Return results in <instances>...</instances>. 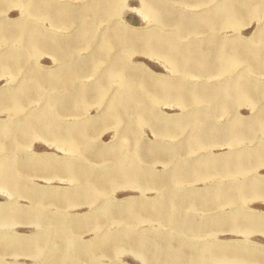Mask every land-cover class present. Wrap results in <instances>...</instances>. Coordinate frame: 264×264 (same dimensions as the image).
I'll return each mask as SVG.
<instances>
[{
	"label": "rangeland",
	"instance_id": "374dc122",
	"mask_svg": "<svg viewBox=\"0 0 264 264\" xmlns=\"http://www.w3.org/2000/svg\"><path fill=\"white\" fill-rule=\"evenodd\" d=\"M102 1L35 0L32 5L40 8L32 13L11 0H0V31H6L5 38L0 34V131L10 128L0 133L8 136H0V264H189L187 260L193 264L196 254L195 262L203 256L207 264H264V230L253 229L247 221L264 220V71L253 72L249 62L227 70L225 62L216 57L219 47L226 50L233 44L243 48L259 43V36H264V15L251 16L242 10L237 26L224 27L218 33L205 26L198 37L193 34L191 38L180 22L206 16L217 18L218 9L229 0H166L161 6L160 22L147 16L141 0H120L118 14L98 20L91 9ZM94 19L97 38L80 45L81 31ZM205 24L204 20L202 25ZM115 34L140 38L178 34L179 44L186 43L184 48L200 49L208 60L203 70H208L196 73L194 62L188 61V71L182 67L175 71V66L145 45L131 51L120 45H100L103 38ZM260 64L264 65V61ZM116 68L127 71L129 82L126 76L117 77ZM233 69L242 72L235 77ZM243 82L252 88V99L234 92L206 98L196 106L191 97L195 91L217 93L224 84ZM163 85L176 88L167 95L162 92L158 101H151L150 89L160 92ZM189 89L192 91L185 93ZM12 96L20 100L16 112L12 110L14 102H9ZM119 99L121 103L125 101V109L117 107ZM136 100L150 101L153 123L134 112ZM196 117L201 119V127L191 123L180 127L179 121L185 118V123L186 118ZM157 124L161 129H155ZM198 128H205L201 143L193 137ZM56 134H70L72 139L65 141ZM134 165L142 169L133 172ZM123 166L125 173L119 172ZM4 167L10 170L9 175L1 173ZM9 182L15 183L14 187ZM96 183L106 186L99 188ZM240 186H246L243 197L238 195ZM169 197L178 203L174 206ZM152 206L175 209L157 213L148 210ZM171 211L176 217L169 221L147 218L156 214L170 216ZM155 240L160 244L156 245ZM216 250L219 258L210 262ZM252 252L257 258L251 257ZM138 253L148 254L143 258Z\"/></svg>",
	"mask_w": 264,
	"mask_h": 264
},
{
	"label": "bare ground",
	"instance_id": "6f19581e",
	"mask_svg": "<svg viewBox=\"0 0 264 264\" xmlns=\"http://www.w3.org/2000/svg\"><path fill=\"white\" fill-rule=\"evenodd\" d=\"M13 3H16V4H19V5H22L24 8H25V10L27 11V12H34V11H36V10H38L40 7H39V5H38V7H36V6H34V5H32V1H35V0H11ZM44 1H46V0H44ZM87 1V0H86ZM94 1H97V0H94ZM100 1V0H99ZM102 1V0H101ZM192 1H195V0H192ZM197 1V0H196ZM200 2H205L206 0H199ZM210 1V0H209ZM63 2V1H62ZM65 2V1H64ZM141 2H142V5H143V7L145 8H143L144 9V11L146 10V14H147V16H152V17H155V19L158 21V22H160L161 20H162V12H161V6H163V4L164 3H166V0H141ZM41 3V2H40ZM96 4H97V2H95ZM119 3H120V0H103L100 4H98L97 6L95 5L94 7H93V9H91V13L93 14V17L94 18H97L98 20H99V18H101L102 16H107V17H109V16H112V15H114V13H117L116 11H117V9H119ZM219 3V2H218ZM47 4V3H46ZM56 4V3H55ZM94 4V3H93ZM206 4V3H205ZM86 5V4H85ZM85 5H83V6H85ZM141 5V6H142ZM189 5V4H188ZM40 6H42L41 4H40ZM50 6V5H49ZM53 6V5H52ZM57 6V5H56ZM168 6H169V4H168ZM203 6V5H202ZM212 6V5H211ZM214 6V5H213ZM212 6V7H213ZM64 7V6H63ZM75 7H78V6H75ZM91 8V7H90ZM50 9V8H49ZM211 8H209V10H210ZM23 10V9H22ZM42 10H43V8H42ZM47 10V9H46ZM52 10V9H51ZM57 10V9H56ZM55 10V11H56ZM70 10V9H69ZM71 10H73V9H71ZM179 10V9H178ZM180 10H182V9H180ZM242 10L244 11V12H248L251 16L252 15H262V17H263V15H264V0H229L224 6L222 5L221 6V8L220 9H218V15L216 16L217 18H215V16H210L209 18L206 16V17H203V18H201L200 20H195V21H192V20H188V19H186V20H182V22H180V24H179V26H181V28H182V30L184 31V33H186L188 36H190L191 37V35H195L196 37H198V33L199 32H201L200 30L202 29V28H204L205 26L206 27H208V28H210L212 31H221L224 27H235V26H237V24H239L238 22H237V20H238V18L240 17L239 15L240 14H242ZM2 11V10H1ZM24 11V10H23ZM58 11V10H57ZM88 11V10H87ZM184 11V10H183ZM207 11V9H205V10H203V12H206ZM187 12H189V11H187ZM42 13H44V10H43V12ZM53 13H54V11H53ZM73 13H74V11H73ZM78 13V12H77ZM88 13V12H87ZM186 13V12H185ZM192 13V12H191ZM202 13V12H201ZM76 14V13H75ZM79 14V13H78ZM118 14V13H117ZM144 14V13H143ZM83 15V14H82ZM221 15H223V17L221 16ZM76 16H77V14H76ZM116 16V15H115ZM187 16H190V15H187ZM191 16H194V15H191ZM196 16H197V14H196ZM199 16H201V15H199ZM64 17V16H63ZM71 18H72V16H70ZM87 17V16H86ZM89 17V16H88ZM65 18V17H64ZM113 18V17H112ZM53 19V18H52ZM75 19H77V18H75ZM110 19V18H109ZM108 19V20H109ZM206 19H209L208 21L206 20ZM54 20V19H53ZM68 20V19H67ZM73 20V19H72ZM111 20V19H110ZM205 20V25H202V22ZM64 21V20H63ZM74 21V20H73ZM89 21V20H88ZM102 21V20H101ZM105 21V20H104ZM53 22V21H52ZM56 22V21H55ZM156 22V21H155ZM26 23V22H25ZM29 23V22H28ZM37 23V22H36ZM59 23V22H58ZM64 23V22H63ZM105 23V22H104ZM38 24V23H37ZM96 24H97V21L94 19V20H92L91 22H89V24L87 25V28L85 29V30H82L81 32L82 33H80V36H79V39L81 38V41H79V44L80 45H85L86 43H88L89 42V44H90V41H92V40H94V39H96L97 37H96V35L97 34H95V30H96ZM115 24V23H114ZM162 24V23H161ZM32 25V24H31ZM67 25H69V24H67ZM163 25V24H162ZM2 26V25H1ZM4 26V25H3ZM2 26V27H3ZM36 26V25H35ZM83 26H85V24L83 25ZM107 26V25H106ZM109 26V25H108ZM159 26V25H158ZM26 27H27V25H26ZM80 27V26H79ZM82 27V26H81ZM105 27V26H104ZM167 27V26H166ZM173 27V26H172ZM18 28H20V27H18ZM77 28H78V26H77ZM157 28V27H156ZM2 29H4V28H2ZM27 30H28V28H26ZM76 29V28H75ZM2 31V30H1ZM0 31V32H1ZM30 31V30H29ZM37 31H38V29H37ZM70 31V30H69ZM104 31V30H103ZM224 31V30H223ZM3 32H4V30H3ZM3 32H1L0 34H2V37L3 38H5L4 36L6 35V34H4ZM44 32H46V31H44ZM166 32V31H165ZM178 32H179V29H178ZM211 32V31H210ZM12 33V32H11ZM17 33V32H16ZM15 33V34H16ZM72 33V32H71ZM71 33H70V35H71ZM99 33V32H98ZM216 33H218V32H216ZM7 34H10V31H9V33H7ZM50 34V33H49ZM101 34H102V32H101ZM162 34H163V32H162ZM221 34V33H220ZM29 35V34H28ZM30 35H31V32H30ZM30 35L27 37L28 39H29V37H30ZM66 35V34H65ZM164 35V34H163ZM175 35V34H174ZM200 35H202V34H200ZM205 35V34H204ZM213 35H215V34H213ZM11 36V35H10ZM17 36V35H16ZM45 36V35H44ZM43 36V37H44ZM48 36V35H47ZM177 36H178V34H177ZM177 36H173V35H171V34H167L166 36H165V38H162V37H147V38H140V37H137V36H128V37H126L125 36V34H115V35H111V36H107L106 38H103L102 39V41L100 42V45L102 46H104L105 48H107V47H110L112 44L113 45H120V46H124V47H126L127 48V51H131L132 49H136V47H139V46H147V49H149V50H152V49H155V51L157 52V53H159V55L160 56H162L166 61L165 62H170L171 64H172V66L174 67H176V70L175 71H179V70H182V69H180L181 67L184 69V70H186V71H188V69H189V65H190V63L188 62V61H193L194 62V71L196 72V73H204L205 74V71L206 70H208V68L206 69V70H203V67H206V66H208V60H206V58H205V56H203V54H201L200 53V49L197 47V46H193V47H190V46H187L186 48H184L183 47V45L184 44H186V43H184V42H182V43H184L183 45H180L179 44V37H177ZM216 36H218V35H216ZM215 36V37H216ZM42 37V36H41ZM46 37V36H45ZM101 37H103V36H101ZM213 37V36H212ZM214 37V38H215ZM236 37V36H235ZM48 38V37H47ZM58 38H59V36H58ZM185 38V37H184ZM192 38V37H191ZM206 38V37H205ZM213 38V39H214ZM224 38V37H223ZM227 38V37H226ZM56 39V38H55ZM60 39V38H59ZM101 39V38H100ZM180 39H183V38H180ZM194 39V38H193ZM196 39V38H195ZM202 39V38H201ZM231 39V38H230ZM229 39V40H230ZM253 39V38H252ZM227 40V39H226ZM36 41H38V40H36ZM45 41V40H44ZM56 41H58V39H56ZM198 41V40H197ZM25 42H26V40H25ZM46 42V41H45ZM196 42V41H195ZM258 42L259 43H257V44H255V45H249V46H244L243 48H240L239 47V45L238 44H233V46L232 47H229L228 49H226L225 50V48H222V47H219V49H218V51H217V55H216V57L223 63V62H225V65H226V69L228 70V69H232V68H235L237 65H239V64H241V63H248L249 62V66L251 67V69H252V71L253 72H255V71H260V70H262V71H264V65H262V64H260V61H264V36L263 35H261V36H259V39H258ZM23 43V42H22ZM27 43H28V41H27ZM33 43V42H32ZM39 42H37V44H38ZM54 43V42H53ZM53 43H52V45H53ZM94 43V42H93ZM190 43V42H189ZM29 44V43H28ZM44 44V43H43ZM47 44V43H46ZM55 44V43H54ZM63 44V43H62ZM91 44H92V42H91ZM155 44H157V47H155ZM27 45V44H26ZM39 45V44H38ZM41 45V44H40ZM51 45V46H52ZM68 45V44H67ZM23 46H25V45H23ZM28 46V45H27ZM32 46H33V44H32ZM45 45H43L42 47H44ZM64 46V45H63ZM69 46V45H68ZM67 46V47H68ZM71 46V45H70ZM38 47V46H37ZM50 47V46H49ZM62 47V46H61ZM53 48V47H52ZM43 49V48H42ZM54 49V48H53ZM56 49V48H55ZM65 49H67V48H65ZM73 49V48H72ZM94 49V48H93ZM109 49V48H108ZM111 49H112V47H111ZM209 50V49H208ZM225 50V51H224ZM44 51V50H43ZM55 51V50H54ZM105 52H107L106 50H104ZM42 52V51H41ZM149 52V51H148ZM205 52V51H204ZM210 52V51H209ZM11 53V52H10ZM14 53V52H13ZM91 53V52H90ZM126 53V52H125ZM39 54V53H38ZM67 54V53H66ZM75 54V53H74ZM97 54V53H96ZM95 54V55H96ZM117 54V53H116ZM128 54V53H127ZM126 54V55H127ZM76 55V54H75ZM123 55V54H122ZM149 55H151V54H149ZM89 57V56H88ZM124 57V56H123ZM127 57V56H126ZM78 58V57H77ZM82 58V57H81ZM73 59V58H72ZM79 59V58H78ZM91 59V58H90ZM107 59V58H106ZM109 59V58H108ZM107 59V60H108ZM4 60V59H3ZM12 59H10V61H11ZM24 60V59H23ZM126 60V59H125ZM74 61V60H73ZM99 61V60H98ZM106 61V60H105ZM109 61V60H108ZM6 62V61H5ZM5 62H3V63H5ZM12 62V61H11ZM30 63H32V62H30ZM76 63V62H75ZM247 63H246V65H247ZM13 64V63H12ZM100 64V63H99ZM167 64H169V63H167ZM4 65V64H3ZM7 65H8V63H7ZM170 65V64H169ZM20 66V65H19ZM30 66H31V64H30ZM76 66V65H75ZM95 66V65H94ZM138 66V65H137ZM10 68H11V66H9ZM83 67V66H82ZM97 67V66H96ZM95 67V68H96ZM98 67H99V65H98ZM25 68V67H24ZM29 68V67H28ZM237 68V67H236ZM240 68V67H239ZM74 69V68H73ZM97 69V68H96ZM246 69V68H245ZM75 70H76V68H75ZM74 70V72H76ZM11 71H12V69H11ZM10 71V72H11ZM24 71H25V69H24ZM28 71V70H27ZM63 71V70H62ZM70 71V70H69ZM23 72V71H22ZM65 72V71H64ZM93 72V71H92ZM96 72V71H95ZM104 72V71H103ZM232 72H234V69H233V71ZM242 72V71H241ZM240 71H237L236 72V70H235V72L233 73L234 75H235V77H238L239 75H240V73H241ZM249 72V71H248ZM102 73V72H101ZM110 73V72H109ZM112 73V72H111ZM114 73H116L117 74V77H118V75H120L121 77H125L126 76V78H125V81L126 82H129V80L131 79V77L128 75L127 76V71L126 70H124V68H116V72H114ZM178 73V72H177ZM236 73V74H235ZM12 74H13V72H12ZM95 74V73H94ZM180 74H182V73H180ZM185 74V73H184ZM187 74V73H186ZM250 74V73H249ZM36 74H34V76H35ZM38 75V74H37ZM110 75V74H109ZM193 75V74H192ZM31 76V75H30ZM33 76V75H32ZM73 76V75H72ZM75 76V75H74ZM112 76H114V75H112ZM248 76V75H247ZM114 77H116V76H114ZM113 77V78H114ZM180 77H182V75H180ZM210 77V76H209ZM32 78H34V77H32ZM170 78V77H169ZM176 78V77H175ZM224 78V77H223ZM228 78V77H227ZM232 78V77H231ZM37 79H39V78H37ZM97 79V78H96ZM206 79V78H205ZM57 80H58V78H57ZM111 80H112V78H111ZM204 80V79H203ZM229 80V79H228ZM233 80V79H232ZM36 81V80H35ZM39 81V80H38ZM156 81V80H155ZM184 81V80H183ZM224 81H226V80H224ZM98 81H96V83H97ZM133 82V81H132ZM161 84H162V82L161 81H159ZM209 82V81H208ZM52 83V82H51ZM61 83V82H60ZM71 83V82H70ZM135 83H136V81H135ZM134 83V84H135ZM156 83V82H155ZM171 83V82H170ZM26 84V83H25ZM24 84V85H25ZM112 84V83H111ZM129 84V83H128ZM131 84V83H130ZM159 84V83H158ZM71 85V84H70ZM132 85V84H131ZM135 85H137V84H135ZM157 85V84H156ZM170 85V84H169ZM169 85H163L162 86V89H161V91L160 92H157V90L156 89H154V88H151L150 89V94H149V99L151 100V101H158V99L160 98V94L162 93V92H164L162 95H167L168 93H169V91L170 90H173V89H175L176 87H173V86H169ZM172 85V84H171ZM207 85V84H206ZM216 85V84H215ZM28 86H30V85H28ZM87 86V85H86ZM89 86V85H88ZM97 86V85H96ZM127 86V85H126ZM175 86V85H174ZM194 86H196V85H194ZM43 87V86H42ZM51 87V86H50ZM61 87H64V85L63 86H61ZM78 87H80V86H78ZM94 87V86H93ZM100 87V86H99ZM30 88V87H29ZM32 88V87H31ZM37 88V87H36ZM48 88V87H47ZM69 88H71V86L69 87ZM83 88H85V86L83 87ZM33 89V88H32ZM31 89V90H32ZM64 89V88H63ZM63 89H61V90H63ZM86 89H87V87H86ZM102 89V88H101ZM107 89H108V86H107ZM107 89H102L101 91H103V92H106V90ZM59 90V89H58ZM95 90H96V88H95ZM112 90V89H111ZM128 90H129V85H128ZM219 92H217V93H210V94H203V93H200V92H198V91H195L194 92V94H192L191 95V97H192V100H193V102L195 103V105L196 106H198L199 104H201V102L202 101H204L206 98H210V99H208V100H211V99H214L215 97H220L222 94H230V93H234V92H236V93H239L240 95L242 94L243 95V97H245V98H249V99H252V96L250 95L251 93V91H252V88L251 87H249L246 83H242V84H238V83H233L232 85H227V84H224V85H222V87H220L219 89ZM33 91V90H32ZM60 91V90H59ZM59 91L57 92V93H59ZM99 91V90H98ZM122 91V90H121ZM147 91V90H146ZM146 91H145V93H143V94H146ZM175 91V90H174ZM192 90L191 89H189V90H187L185 93H190ZM33 92H35V91H33ZM37 92V91H36ZM65 92V91H64ZM76 92V91H75ZM118 92V91H117ZM67 93V92H66ZM86 93V92H85ZM84 93V94H85ZM147 93H149V92H147ZM28 94H29V92H28ZM35 94V93H34ZM79 94H80V92H79ZM103 94V93H102ZM110 94V93H109ZM121 94V93H120ZM128 94V93H127ZM127 94H125L124 96H126ZM142 94V93H141ZM31 95H32V93H31ZM59 95H60V93H59ZM63 95V94H62ZM7 96H9V95H7ZM20 96V95H19ZM28 96V95H27ZM26 96V97H27ZM36 96V95H35ZM45 96H47V95H45ZM49 96V95H48ZM64 96H65V93H64ZM70 96V95H69ZM83 96V95H82ZM82 96H80V97H82ZM131 96V95H130ZM180 96V95H179ZM4 96H2V98H3ZM16 97H18V96H12V100L11 101H9L10 103H11V105L13 104L12 103V101L14 102V104L15 105H13V109L12 110H14L15 112L19 109L18 107V105H20L18 102L20 101L18 98H16ZM99 97V96H98ZM111 97V96H110ZM119 97V96H118ZM129 97V96H128ZM243 97H241L242 98V100L243 99H245V98H243ZM25 98V97H24ZM23 98V99H24ZM29 98V97H28ZM34 98V97H33ZM32 98V99H33ZM71 98V97H70ZM85 98V97H84ZM113 98V97H112ZM229 98V97H228ZM1 99V98H0ZM4 99H5V97H4ZM6 99H9V97L8 98H6ZM13 99H15V100H13ZM30 99V98H29ZM58 99V98H57ZM64 99V98H63ZM71 99H73V98H71ZM132 99H133V97H132ZM179 100H180V97L178 98ZM232 99V98H231ZM248 99V100H249ZM22 100V99H21ZM26 100V99H25ZM121 99H119V101H120ZM129 100V98L127 99V100H125V101H128ZM167 100V99H166ZM241 100V99H240ZM241 100V101H242ZM61 101H62V99H61ZM65 101V100H64ZM76 101V100H75ZM118 101V100H117ZM124 101V100H123ZM125 101L124 102H122L121 103V101H120V103H119V105H117V107L119 108V107H121V109L122 108H124L125 109ZM154 101V102H155ZM161 101V100H160ZM159 101V102H160ZM175 101V100H174ZM173 101V102H174ZM244 101V100H243ZM45 102V101H44ZM51 102V101H50ZM133 102V101H132ZM145 102V103H144ZM180 102H182V101H180ZM212 102V101H211ZM245 102V101H244ZM7 103V102H6ZM20 103H22V101L20 102ZM26 104H27V102H25ZM54 103V102H53ZM62 103V102H61ZM97 103V102H96ZM110 103V102H109ZM114 103V102H113ZM152 103V102H151ZM158 103V102H157ZM217 103V102H216ZM220 103H222V106L221 107H223L224 106V103L223 102H220ZM252 103V102H251ZM8 104V103H7ZM6 104V105H7ZM47 104V103H46ZM77 104H79V100H78V103ZM87 104H89V103H87ZM111 104V103H110ZM65 105V104H64ZM206 105H208V104H206ZM1 106V105H0ZM2 106H4V105H2ZM9 106H10V104H9ZM185 106V105H184ZM195 106V109H197V107ZM203 106V105H202ZM205 106V105H204ZM5 107V106H4ZM110 107H111V105H110ZM127 107V106H126ZM220 107V108H221ZM22 108V107H21ZM20 108V109H21ZM48 108H49V105H48ZM109 108V107H108ZM127 108H129V105H128V107ZM151 108H152V106H151V104H150V101H140V100H136V103L133 105V108L132 109H134L135 111L134 112H136V114L137 115H139L141 118H142V120H144L145 122H149V123H153V121H155L154 119V115H153V113L151 112ZM202 108V107H201ZM200 108V109H201ZM205 108V107H204ZM256 108V107H255ZM1 109V108H0ZM51 109V108H50ZM57 109H58V107H57ZM114 109V108H113ZM203 109V108H202ZM226 109V108H225ZM224 109V110H225ZM4 110V109H3ZM29 110V109H28ZM111 111V110H110ZM190 111V110H189ZM192 111V110H191ZM197 111V110H196ZM227 111V110H226ZM39 112V111H38ZM38 112H37V114H38ZM55 112V111H54ZM113 112H115L114 110H113ZM123 112V111H122ZM130 112V111H129ZM215 112V111H214ZM30 113V112H29ZM41 113V112H40ZM48 113V112H47ZM56 113V112H55ZM224 113H225V111H224ZM31 114V113H30ZM43 114V113H42ZM49 114V113H48ZM109 114V113H108ZM129 114V113H128ZM44 115V114H43ZM114 115V114H113ZM118 115V114H117ZM20 116V115H19ZM109 116H111V115H109ZM119 116V115H118ZM132 116V115H131ZM198 116V115H197ZM43 118L42 119H44L45 117H46V115H44V116H42ZM192 117V116H191ZM194 117V116H193ZM23 118V117H22ZM28 118V117H27ZM31 118H33V116L31 117ZM29 119V118H28ZM34 119V118H33ZM40 119V118H39ZM41 119V120H42ZM48 119V117L46 118V120ZM120 119V118H119ZM187 119V122H185V123H183L184 122V120H185V118H184V120H182L183 122H181V121H179V124H180V127H183L185 124H189V123H191L192 125L193 124H195L196 126L198 125V126H200V121H201V119L200 118H198V117H196V118H186ZM13 120V119H12ZM45 120V119H44ZM112 120V119H111ZM207 121V120H206ZM21 122H22V120H21ZM41 122V121H40ZM43 122V121H42ZM41 122V123H42ZM144 122V123H145ZM27 123V122H26ZM25 123V124H26ZM115 123V122H114ZM166 122H164V124H165ZM216 123H217V121H216ZM36 124V123H35ZM37 124H38V122H37ZM54 124V123H53ZM80 124V123H79ZM119 124H120V122H119ZM147 124V123H146ZM175 124V122H173L172 123V125H174ZM176 124H178V122H176ZM260 124V123H259ZM261 124H264V123H261ZM40 125V124H39ZM38 125V126H39ZM78 125V124H77ZM116 125H117V123H116ZM166 125V124H165ZM191 125V126H192ZM202 125V124H201ZM42 126V125H41ZM56 126H57V124H56ZM197 126V127H198ZM252 126V125H251ZM250 126V127H251ZM1 127V126H0ZM31 127H32V125H31ZM35 127H37V125L36 126H33V128H34V130L36 129ZM136 127V126H135ZM196 127V128H197ZM201 127V126H200ZM32 128V129H33ZM45 128H47V126L45 127ZM21 129V128H20ZM48 130H50V129H53V131L55 130V128L53 127H51V128H47ZM136 129V128H135ZM155 129L156 130H159V129H161V126L159 127V125L157 124L156 126H155ZM204 129L205 128H198V130H197V134H195L193 137L195 138V140L197 141V142H204V140L202 139L203 137H204V133L205 132H203L204 131ZM10 130V128H3V130L2 131H0V133H2V132H5V131H9ZM29 130H30V128H29ZM39 131L38 132H40V127H39V129H38ZM47 130V132H49ZM42 131V130H41ZM57 131H58V129H57ZM61 131V130H60ZM85 131V130H84ZM196 131V130H195ZM37 132V133H38ZM43 132V131H42ZM64 132H65V130H64ZM44 133V132H43ZM51 133V132H50ZM59 132H57V134H58ZM133 133V132H132ZM45 134H46V132H45ZM49 134V133H48ZM56 134V137L57 138H64L65 139V141H68V139H72L70 136V134L67 136V134H65V135H57ZM62 134H63V131H62ZM20 135V134H19ZM52 135V134H51ZM189 135V134H188ZM243 135V134H242ZM1 136V135H0ZM5 136L8 138V136L6 135V133L3 135V137L2 138H5ZM87 136V135H86ZM134 136V135H133ZM247 136H248V134H247ZM1 137H0V140H1ZM25 137L26 136H24V139H25ZM36 137V136H35ZM48 137H50V136H48ZM139 137H140V135H139ZM13 138V137H12ZM15 138V137H14ZM13 138V139H14ZM23 138V137H22ZM29 138V137H28ZM55 138V137H54ZM54 138H53V140H54ZM91 138V137H90ZM136 138V137H135ZM192 138V137H191ZM236 138H238V137H236ZM10 139V138H9ZM23 139V140H24ZM64 139H62V140H64ZM80 139V138H79ZM3 140V139H2ZM194 140V141H195ZM6 141V140H5ZM5 141H3L2 143L4 144V142ZM12 141H14V140H12ZM15 141H16V138H15ZM26 141V139L24 140V142ZM134 141V140H133ZM139 141H140V139H139ZM195 141V142H196ZM18 142V141H17ZM79 142H81L80 140H79ZM83 142V141H82ZM138 142V141H137ZM230 142V141H229ZM21 144V143H20ZM77 144H79V143H77ZM17 145H18V143H17ZM82 145V144H81ZM134 146V145H133ZM197 146V145H196ZM205 146V145H204ZM91 148V147H90ZM82 149H83V146H82ZM94 149V148H93ZM92 149V150H93ZM95 150V149H94ZM87 151V150H86ZM133 151V150H132ZM194 151V150H193ZM92 152V151H91ZM116 152H117V150H116ZM127 152V151H126ZM134 152V151H133ZM84 153H86V152H84ZM118 153V152H117ZM124 153V152H123ZM116 154V153H115ZM119 154V153H118ZM83 155V154H82ZM90 155H92L91 153H90ZM117 155V154H116ZM130 155V154H129ZM134 155V154H133ZM3 158V157H2ZM95 158V157H94ZM131 158V157H130ZM134 158V157H133ZM136 158H137V156H136ZM141 158V157H140ZM143 160V159H142ZM145 160V159H144ZM143 160V161H144ZM134 161L135 160H133V163H134ZM4 163V162H3ZM13 163V162H12ZM129 163H130V160H129ZM204 163V162H203ZM2 164V163H1ZM186 164V163H185ZM15 166V165H14ZM189 166V165H188ZM11 167V166H10ZM87 167V166H86ZM126 166H123V167H121L120 168V171L119 172H123V173H125V172H127V171H125L126 170V168H125ZM68 168H70V166L68 167ZM245 168V167H244ZM9 169H11V168H9ZM74 169V168H73ZM89 169V168H88ZM132 169H133V172H139V170H141V169H139L138 167H137V165H134V166H132ZM186 169H187V167H186ZM242 169V171H244L243 170V168H241ZM240 169V170H241ZM84 170V169H83ZM131 170V169H130ZM10 170H8L7 168H5L4 167V169L1 171V173L2 172H4V173H7V172H9ZM14 171V170H13ZM115 171V170H114ZM129 171V170H128ZM183 171V170H182ZM181 171V172H182ZM15 172V171H14ZM73 172V171H72ZM142 172V171H141ZM11 173V172H10ZM71 173V172H70ZM114 173V172H113ZM8 175H9V173H7ZM107 174V173H106ZM120 174V173H119ZM129 174H131V173H129ZM180 174H182V173H180ZM11 175V174H10ZM16 175V174H15ZM110 175H112V173L110 174ZM127 175V174H126ZM5 176V175H4ZM71 176V175H70ZM86 176V175H85ZM85 176H83V177H85ZM129 176V175H128ZM127 176V177H128ZM131 176V175H130ZM129 176V177H130ZM177 176V175H176ZM15 177H18L17 175L15 176ZM75 177V176H74ZM78 177V176H77ZM82 177V176H81ZM88 177V176H87ZM87 177H85V178H87ZM89 177H90V175H89ZM121 177V176H120ZM124 177H125V175H124ZM134 177V176H133ZM178 177H179V175H178ZM1 178H2V176H1ZM9 178V177H8ZM107 178H108V176H107ZM106 178V179H107ZM116 178V177H115ZM114 178V179H115ZM132 178V177H131ZM131 178H129L128 180H130ZM177 178V177H176ZM82 179V178H81ZM111 179V178H110ZM6 180V179H5ZM4 180V181H5ZM12 180L14 181V179L12 178ZM11 180V181H12ZM86 180V179H85ZM90 180V179H89ZM125 180V179H124ZM3 181V182H4ZM9 181V180H8ZM7 181V182H8ZM81 181H83V180H81ZM94 181V180H93ZM105 181V180H104ZM106 181H108V180H106ZM123 181V180H122ZM131 181H134V180H131ZM15 182V181H14ZM21 182V181H20ZM86 182H87V180H86ZM92 182V181H91ZM90 182V183H91ZM124 182V181H123ZM126 182V181H125ZM129 182V181H128ZM127 182V183H128ZM6 183V182H5ZM13 183V182H12ZM12 183H10L9 182V184L10 185H12ZM17 183V182H16ZM134 183H135V181H134ZM133 183V184H134ZM15 184V183H14ZM13 184V185H14ZM20 184H22V183H20ZM107 184H109V183H107ZM120 184V183H119ZM123 184V183H122ZM129 184L130 185H132L133 186V184H131L130 182H129ZM12 185V186H13ZM96 185L99 187V188H101V187H104V186H106V183H96ZM110 185V184H109ZM128 184H126V186H127ZM136 185H138L137 183L135 184V186ZM17 186H19V185H17ZM16 186V187H17ZM88 186V185H87ZM125 186V185H124ZM141 186V185H140ZM164 186V185H163ZM14 187V186H13ZM21 187H23V186H21ZM91 188H92V186H90ZM244 187H246V186H243V187H241L240 186V188L237 190L238 191V195H241L242 193H243V191L245 190V188ZM3 188V187H2ZM11 188V187H10ZM18 189H19V187H17ZM90 188V189H91ZM12 189V191H13V188H11ZM10 190V189H9ZM14 190H16V188L14 189ZM79 190V189H78ZM107 190V189H106ZM17 191V190H16ZM97 191H98V189H97ZM102 191H103V189H102ZM220 191V190H219ZM18 192V191H17ZM99 192H101V191H99ZM168 192V191H167ZM166 192V193H167ZM21 193V192H20ZM9 194V193H8ZM170 194V193H169ZM218 194V193H217ZM221 194V193H220ZM171 195V194H170ZM169 195V196H170ZM183 195V194H182ZM166 196V195H165ZM176 196H178V195H176ZM185 196H187V195H185ZM242 196V195H241ZM179 197V196H178ZM243 197V196H242ZM168 198V197H167ZM170 198V197H169ZM184 198V197H183ZM185 198H187V197H185ZM184 198V199H185ZM241 198V197H240ZM246 198V197H245ZM93 198H91V200H92ZM170 199H172V204L175 206V203L177 202L178 203V200L177 201H175V199H173V198H170ZM166 200V199H165ZM216 200V199H215ZM240 200V199H239ZM217 201V200H216ZM225 201H226V199H225ZM232 200L231 199H229L228 200V203H230ZM91 202H93V201H91ZM129 202V201H128ZM149 203H150V201H148ZM152 202H154V201H152ZM183 202H184V200H183ZM44 203V202H43ZM234 203V202H233ZM144 204H146V203H144ZM148 204V203H147ZM151 204V203H150ZM166 205H169V204H166ZM224 205V204H223ZM170 206V205H169ZM177 206V205H176ZM179 206V205H178ZM183 205H180V207H182ZM190 206V205H189ZM179 208V207H178ZM164 209H166V210H174L175 208L174 207H172V208H168V207H165V208H160V207H149L148 208V210H150V211H153V210H155L157 213H161V211L162 212H165V210ZM158 211H160V212H158ZM181 211V210H180ZM6 213V212H5ZM153 213V212H152ZM171 213V215L172 214H175V211H171L170 212ZM8 214V213H7ZM156 214V213H155ZM4 214H2V216H3ZM15 215V214H14ZM13 215V216H14ZM113 215V214H112ZM121 215V214H120ZM149 215V214H148ZM164 216V215H162V214H156L155 216H152V215H150L149 217H147V218H155V219H157V220H159V219H166L167 221H169L170 219H173V218H175L176 216L175 215H172V216ZM6 215H4L3 217H5ZM9 216V215H8ZM180 216V215H179ZM7 217V216H6ZM15 217V216H14ZM37 217H40L39 215L37 216ZM114 217H116V216H114ZM122 217V216H121ZM120 217V218H121ZM8 218V217H7ZM11 218H12V215H11ZM16 218V217H15ZM41 218V217H40ZM124 218V217H123ZM180 218H182V217H180ZM247 218V217H246ZM17 219V218H16ZM20 219V218H19ZM99 219V218H98ZM122 219V218H121ZM142 219H144V217L142 218ZM186 219V218H185ZM8 219H6V221H7ZM14 220V219H13ZM101 220V219H100ZM117 220H118V217H117ZM131 220V219H130ZM131 221H133V220H131ZM247 221H250V225H251V227L253 228V229H260V230H264V220L262 221V222H257V221H255V220H253V219H249V220H247ZM10 223H11V221H9ZM16 222V221H15ZM101 222H103V220L101 221ZM100 222V224H102ZM135 222V221H134ZM162 222V221H161ZM175 222H176V220H175ZM7 223V222H6ZM172 224V223H171ZM175 224V223H174ZM173 224V225H174ZM165 225V224H164ZM179 225V224H178ZM173 227V226H172ZM55 228V227H54ZM72 229V228H71ZM175 229V228H174ZM179 229H180V227H179ZM249 230V229H248ZM250 231V230H249ZM179 232H180V230H179ZM253 232V231H252ZM251 232V233H252ZM77 233V232H76ZM210 234V233H209ZM136 237V236H135ZM156 237V236H155ZM63 238V237H62ZM122 238H123V236H122ZM147 238V237H146ZM145 238V239H146ZM154 238V237H153ZM157 238V237H156ZM114 239V238H113ZM113 239L111 240L112 241V243H113ZM120 240H121V238H120ZM124 240H125V238H124ZM127 240V239H126ZM149 240V239H148ZM156 240H158V239H156ZM155 240V241H156ZM160 240V239H159ZM109 241V240H108ZM128 241V240H127ZM115 242V241H114ZM129 242V241H128ZM150 242V241H149ZM151 242H152V240H151ZM165 242V241H164ZM163 242V243H164ZM167 242V241H166ZM165 242V243H166ZM169 242V241H168ZM172 242V241H171ZM111 243V244H112ZM125 243V242H124ZM147 242H145V244H146ZM153 243H155V242H153ZM173 243V242H172ZM171 243V244H172ZM129 244V243H128ZM156 245H158V244H160V243H157V241H156V243H155ZM174 244H176V242H174ZM104 245V244H103ZM149 245H150V243H149ZM165 245V244H164ZM119 246V245H118ZM167 246V245H166ZM173 246V245H172ZM104 247V246H103ZM114 247H115V245H114ZM122 247V246H121ZM153 247V246H152ZM157 247V246H156ZM203 247V246H202ZM206 247V246H205ZM109 248V247H108ZM116 248V247H115ZM140 248L142 249L143 248V244H142V242H141V244H140ZM160 248V247H159ZM164 248H165V246H164ZM167 248H168V246H167ZM175 248H177V247H175ZM109 249H111V248H109ZM125 249V248H124ZM148 250V249H147ZM164 250H166V249H164ZM177 250V249H176ZM191 250H192V248H191ZM201 250V249H200ZM102 251H104V253H105V251L106 250H104L103 248H102ZM158 251V250H157ZM161 251V250H160ZM160 251L158 252V253H160ZM172 251V250H171ZM199 251V250H198ZM1 252V251H0ZM145 252V251H144ZM147 252V251H146ZM149 252V251H148ZM153 252V251H152ZM190 252V251H189ZM201 252H203V251H201ZM215 252V251H214ZM98 253H99V251H98ZM97 253V254H98ZM107 253H109V252H107ZM157 253V252H156ZM168 253H170L169 251H168ZM177 253V252H176ZM175 253V254H176ZM184 253V252H183ZM145 256L148 254H146V253H143ZM142 254V255H143ZM150 254H151V252H150ZM161 254V253H160ZM173 254V253H172ZM107 255V254H106ZM138 255H140V256H142L141 254H139L138 253ZM153 255V254H152ZM179 255V254H178ZM197 255V254H196ZM194 256L195 257V260H196V257H198V256ZM252 255L253 256H251V257H253V258H257V256H256V254L255 253H253L252 252ZM69 256V255H68ZM158 256V255H157ZM218 256V253H217V250H216V252H215V254H213L212 256H210V257H212L211 258V261L210 262H213L212 260H216V259H218L219 257H217ZM72 257V256H71ZM95 257V256H94ZM143 257V256H142ZM154 257V256H153ZM160 257V256H159ZM172 257V256H171ZM144 258V257H143ZM147 258H149V257H147ZM163 258V257H162ZM166 258V257H165ZM164 258V259H165ZM208 257H206V259H207ZM225 258V257H224ZM169 259V258H168ZM204 259V257L203 256H201V258H200V260L199 261H196L195 262V260H193L194 262H193V264H207L206 263V261L205 260H203ZM175 260V259H174ZM183 260V259H182ZM186 260V259H185ZM222 260V259H221ZM156 261H158V260H156ZM169 261H170V259H169ZM168 261V263H170ZM178 261V260H177ZM165 262H166V260H165ZM171 262H173L172 261V259H171ZM186 262H189V264H190V261H186ZM160 263V262H159ZM163 263V262H162ZM192 263V262H191ZM172 264V263H171ZM178 264H179V262H178Z\"/></svg>",
	"mask_w": 264,
	"mask_h": 264
}]
</instances>
